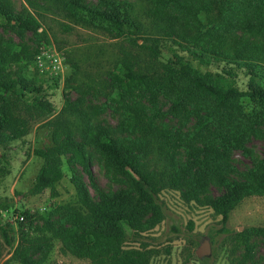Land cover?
Instances as JSON below:
<instances>
[{
  "label": "rangeland",
  "instance_id": "374dc122",
  "mask_svg": "<svg viewBox=\"0 0 264 264\" xmlns=\"http://www.w3.org/2000/svg\"><path fill=\"white\" fill-rule=\"evenodd\" d=\"M30 1L33 5L29 0H19L17 12L25 4L27 10L40 21L42 27L39 31L45 30V36L39 38L32 31L11 28L0 17V46L10 44L12 52L21 54L18 64L29 67V70L23 71L33 84V91L42 89L40 94H36L39 107L29 106L33 116H25L22 100L13 101L12 105L0 103V112H14L16 115L20 109L18 116H25L28 120L26 124H19L26 132L22 136L15 133L12 125L0 127V216L2 224L7 225L6 229L14 239L13 244L8 245L0 229V264H22L14 257V250L21 242L23 232H28L31 240L24 243L25 247H32L27 255L38 264H93L88 258L73 255L58 238L52 237L50 231L41 233V229L48 228L46 218L49 215L52 222L64 216L65 206L86 211L72 182L74 172L81 177L95 199H98L100 191L115 192L126 187L122 175L116 173L94 147L85 144L86 159L99 190L92 185L87 170L81 164H67L66 155L63 165L65 176L57 183L56 189L45 188L40 193H30L43 163V159L35 154L36 148L64 140L67 134L61 127L66 128L68 133L74 132V140L83 142L79 132L74 131L77 128H73L75 123L83 124V119L79 117V112L66 110L67 103H75L79 111L91 118V124L116 130L118 136L128 135L139 143L138 127L142 126V122L133 121L129 115L132 111L127 108L138 100L140 105L146 106L147 116L166 130L178 160L184 161L188 157V149L203 145L208 132L198 134L194 127L196 116L185 112L174 114L170 110L171 102L161 94H157L153 105L147 95L140 97L131 92L123 76V62H131L149 71L162 70L166 66L176 72L181 67L178 64L180 58L184 57L203 74L231 70L237 74L241 88H246L251 77L264 88V61L243 63L216 57L208 44L202 46L198 39L179 37L169 29L168 23L161 22L152 12L146 11L151 8L147 0H115L132 6L130 16L136 18L142 28L132 35L136 40L125 33H118L106 22L94 20L87 10L79 12L83 7L107 8L104 2L107 0ZM191 6L197 13L195 16L190 15L186 8L181 12L175 10L173 5L165 12L195 21L189 31L192 37L200 32L208 33V30L212 35L218 34L215 31L218 25L210 23L212 15L206 16L208 7L202 5V0H193ZM207 23L212 26L198 28ZM177 27L181 33L186 32ZM143 44L153 46L157 53L144 48ZM222 48L233 52L230 44ZM19 65H8L6 69L12 72ZM230 103L232 108L229 109L233 113H238L236 109L251 113L258 105L249 97L232 99ZM193 104L199 105L201 114L205 113L203 107L206 106L201 107L200 101L194 100ZM43 108L46 110L42 111ZM52 118L49 125L44 124ZM133 124L136 126L134 130ZM129 127L133 133L128 131ZM263 157L264 135L262 132L252 133L246 138L244 148L230 150L228 162L234 169L229 170L228 180L243 178L254 161ZM147 160L154 171L162 169L155 152L149 151ZM155 178L159 185V177ZM162 179L165 181V176ZM159 186V199L165 213L163 220L146 231L126 228L128 237L123 243L124 248L151 250L149 264H264V195L245 197L231 211L223 226L221 215L203 200L205 195L201 201L192 199L188 202L182 198L181 191L170 188L166 182ZM206 190L207 197H217L226 191V187L213 177L208 180ZM1 205H8V208ZM20 216L24 217L22 221ZM223 227L229 232L221 231ZM41 237L49 238L46 246H40ZM204 240L210 242L211 254L198 257L196 250Z\"/></svg>",
  "mask_w": 264,
  "mask_h": 264
},
{
  "label": "trees",
  "instance_id": "16d2710c",
  "mask_svg": "<svg viewBox=\"0 0 264 264\" xmlns=\"http://www.w3.org/2000/svg\"><path fill=\"white\" fill-rule=\"evenodd\" d=\"M147 1L151 8L146 11L152 12L161 22L168 23L169 29L175 31L179 37L198 39L202 46L208 44L216 57H226L243 63L264 61V0H202V5L208 7L206 16L212 15L210 23L218 25L215 30L218 34L212 35L208 30L206 31L208 33L200 32L194 37L189 31L195 25V21L186 16L165 12L173 5L175 10L181 12L186 8L190 15L195 16L197 13H194V7L191 6L193 0ZM104 2L107 8L83 7L79 12L87 10L88 15L94 20L106 22L118 33H125L132 40H136L133 36L142 28L140 22L130 16L129 10L132 6L127 2L115 0ZM29 3L33 5L30 0ZM18 4L19 0H0V17L4 19L6 25L18 28L17 30L32 31L39 38L45 36V30L39 31L42 26L38 18L27 10L25 4V7L21 5V10L17 12ZM177 25L186 32L181 33ZM212 25L201 24L198 28ZM228 44L231 45L233 52L222 48ZM10 46V44H7V47L0 46V103L12 105L13 101L22 100V104L25 105V116L27 114L33 116L29 106L39 107L36 94H40L42 89L36 88V91H33V84L23 71L29 70V67L27 64L24 66L18 64L21 54L17 51L12 52ZM143 46L156 52L151 45ZM14 64L19 66L12 72L6 69V66L12 67ZM178 64L181 67L176 72H172L166 66L162 70L149 71L125 61L123 76L129 84V90L135 92L137 96L147 95L154 105L157 94H161L171 102L170 110L174 114L185 112L187 115L196 116L194 127L198 134L208 132L203 145L191 146L188 149V157L184 161L178 160L173 150L174 146L166 136V130L155 124L152 117L147 116L146 106L140 105L138 100H134L127 108L132 111L129 115L133 121L142 122V126L138 127L139 143L134 142L128 135L118 136L116 130L115 132L99 124H91V118L79 111L75 103L69 102L65 109L72 113L79 112V117L83 119V124L73 125V128H77L74 130L75 133L79 132L83 142L74 140L72 138L74 132L68 133L66 128L61 127L64 134H67L63 141L35 149V154L43 159V163L30 188L31 194L40 193L45 188L52 191L56 189L57 183L65 176L63 165L66 155L67 164H81L87 170L92 185L99 190L86 159L85 144L94 147L107 164L122 175V180L126 184V187L115 192L100 191L98 199H95L81 177L74 172L72 182L78 193L79 202L86 211L65 206L64 216L52 222L49 215L46 218L48 228L41 229V233L50 231L52 237L58 238L64 248L73 255L88 258L93 264H149L151 250L124 248L123 243L128 237L126 228L137 232L146 231L163 220L165 213L159 199V185L162 186L164 182L170 188L181 191L182 198L188 202L192 199L201 201L205 195L203 200L221 215L223 226L228 221L231 211L245 197L264 195V157L255 160L243 178L228 180L229 170L234 169L228 162L230 150L244 148L246 138L252 133L262 132L264 135V88L252 77L246 88H241L236 79L237 74L231 70L203 74L184 57L180 58ZM242 97H249L255 101L258 104L256 110L251 113L238 109L235 110L238 113L231 112L230 101ZM194 100L200 101L201 107L206 106L203 107L204 114L199 112V105L193 104ZM45 110L43 108L42 111ZM19 111L20 109L16 115L14 112L1 111L0 127H4L5 124L12 125L16 129L15 133L22 136L26 132L19 124H26L28 120L25 116H18ZM52 121L53 118L44 124L49 125ZM134 129L136 126L133 124ZM133 130L130 131V127L128 129L132 133ZM149 151L155 152L160 159L162 163L160 171L150 168L152 164L147 160ZM155 176L159 177V185ZM164 176L165 181L162 179ZM213 177L224 184L226 191L217 197H207L206 186L208 180ZM1 206L8 208V205ZM1 221L0 216V229L6 243L12 245L14 239L9 235L7 225ZM221 231L229 232V229L223 227ZM40 239V246H46L49 238ZM30 241L28 232H23L21 242L14 250V257L22 264H38L27 255V251L32 247H25L24 243Z\"/></svg>",
  "mask_w": 264,
  "mask_h": 264
},
{
  "label": "water",
  "instance_id": "95a60500",
  "mask_svg": "<svg viewBox=\"0 0 264 264\" xmlns=\"http://www.w3.org/2000/svg\"><path fill=\"white\" fill-rule=\"evenodd\" d=\"M198 257H204L211 254V245L208 240H204L196 250Z\"/></svg>",
  "mask_w": 264,
  "mask_h": 264
},
{
  "label": "built area",
  "instance_id": "2783aa9c",
  "mask_svg": "<svg viewBox=\"0 0 264 264\" xmlns=\"http://www.w3.org/2000/svg\"><path fill=\"white\" fill-rule=\"evenodd\" d=\"M21 221L24 219V217L23 216H20V218H19Z\"/></svg>",
  "mask_w": 264,
  "mask_h": 264
},
{
  "label": "flooded vegetation",
  "instance_id": "af4514ba",
  "mask_svg": "<svg viewBox=\"0 0 264 264\" xmlns=\"http://www.w3.org/2000/svg\"><path fill=\"white\" fill-rule=\"evenodd\" d=\"M202 242H203V241H202ZM202 242H201V243H202Z\"/></svg>",
  "mask_w": 264,
  "mask_h": 264
}]
</instances>
